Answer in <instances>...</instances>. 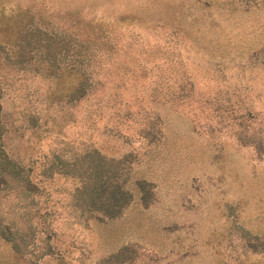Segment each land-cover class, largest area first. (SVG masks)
<instances>
[{"label":"rangeland","instance_id":"obj_1","mask_svg":"<svg viewBox=\"0 0 264 264\" xmlns=\"http://www.w3.org/2000/svg\"><path fill=\"white\" fill-rule=\"evenodd\" d=\"M20 9L75 38L60 64L77 66L80 41L95 55L92 90L69 103L79 66L58 101L55 74L6 80L3 145L40 192L0 264H264V0H0V26ZM55 154L69 172H43ZM99 156L131 199L95 219L71 205L70 169ZM17 202L5 191L0 211Z\"/></svg>","mask_w":264,"mask_h":264},{"label":"trees","instance_id":"obj_2","mask_svg":"<svg viewBox=\"0 0 264 264\" xmlns=\"http://www.w3.org/2000/svg\"><path fill=\"white\" fill-rule=\"evenodd\" d=\"M23 12L26 10L20 9L17 13L19 24L0 26V101L6 89V80L11 81L14 76L17 78L22 72L38 73L47 78L55 74V77L48 78L51 81L54 79V86L52 84L49 88V96L58 101L60 91L57 90V86L61 82V72L77 70L78 66L77 79L67 87L64 94L61 92V100L65 99L64 103H69L75 99L86 98L92 90V78L85 73V70L95 51L89 44L80 41L75 54L77 66L69 63L60 64L62 58L70 56V43H77L75 38L70 33L49 27L43 15L39 20L34 19L32 15L24 19L26 14ZM55 94H59V97L57 98ZM36 120L35 116H30V122L37 126ZM6 130L7 125L1 115L0 102V196L5 191H12L18 198L17 203H20L17 207L23 209L16 215L14 213L3 215L0 211V237L8 241L12 248L17 249V238L21 239L23 234H19L14 217L25 216L29 221L35 216L33 214H38V209L33 214H30V210L34 200L33 195L40 191L37 182L30 179V167L11 158L5 150L2 139ZM92 151L96 152V150ZM53 156L61 165L57 167L51 162L43 172H69L64 167L62 158L58 154ZM103 160L99 156L96 163H88L82 169H70V173L78 175L80 179V184L71 194V205L79 214H87L88 217L95 219L117 216L131 199L130 191L124 186V180L120 179L119 167H111ZM144 183L142 179L136 181L141 191ZM46 214L47 210L44 209L38 218ZM51 233L54 231L46 230L47 236Z\"/></svg>","mask_w":264,"mask_h":264}]
</instances>
